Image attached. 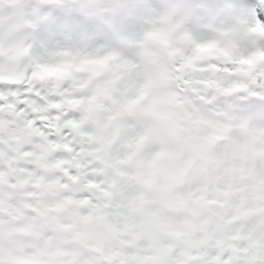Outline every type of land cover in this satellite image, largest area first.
<instances>
[{
	"label": "clouds",
	"instance_id": "obj_1",
	"mask_svg": "<svg viewBox=\"0 0 264 264\" xmlns=\"http://www.w3.org/2000/svg\"><path fill=\"white\" fill-rule=\"evenodd\" d=\"M0 264H264V0H0Z\"/></svg>",
	"mask_w": 264,
	"mask_h": 264
}]
</instances>
